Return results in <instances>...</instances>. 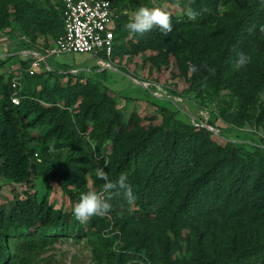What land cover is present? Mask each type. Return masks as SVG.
<instances>
[{
	"label": "trees",
	"instance_id": "16d2710c",
	"mask_svg": "<svg viewBox=\"0 0 264 264\" xmlns=\"http://www.w3.org/2000/svg\"><path fill=\"white\" fill-rule=\"evenodd\" d=\"M12 1L17 8L15 16L25 31L38 28L41 33H55V38L63 32L60 2L58 11L42 14L27 0ZM110 1L119 13L115 38L126 34L122 28L126 14L122 11L148 5V0ZM222 1L229 6L223 18L217 16V0H196L198 26L185 29V21L171 18L173 28L166 37L154 28L137 37L134 50L165 47L169 52L176 51V61L189 75V91L197 96L208 95L222 119L232 124H264V97L260 98L264 92V0ZM207 21L220 26L216 37L201 27ZM212 36L210 40L208 37ZM249 46L262 49L260 56H250L246 50ZM240 53L249 57L243 68L236 66ZM30 60L28 55L20 64L24 75L17 91L18 104L11 101L15 91L11 79L15 75L5 77L0 72V176L26 185L10 209H0V264H20L28 254L53 244L60 236L81 235L76 222L70 221L71 213L55 208L27 184L32 173L59 183L65 180L67 169L75 165L79 155V132L87 129L91 110L98 117L93 132L102 141L110 138L115 146L105 169L109 182L115 184L126 176L128 187L136 196L128 204L123 193H113L122 217L149 224L172 211H189L209 191L219 196L214 223L206 224L205 230L197 234L187 260L171 261L172 264H264L262 137L254 148L231 142L220 152L217 147L200 144L211 131L202 128L194 132L191 125L180 129L168 110L160 125L130 130L129 124L118 118H100L98 100L88 96L81 104L77 130L70 123L67 110L73 100L60 107L42 87L46 83L44 75L57 71L43 64L41 72L29 74ZM222 90L230 92V101L224 106L220 100ZM38 125L47 126L41 136L32 134ZM183 144L189 152L186 159L180 154ZM222 169L228 172L224 181L220 179ZM61 188L73 197L65 183H61ZM128 256V252H120L117 260Z\"/></svg>",
	"mask_w": 264,
	"mask_h": 264
},
{
	"label": "rangeland",
	"instance_id": "374dc122",
	"mask_svg": "<svg viewBox=\"0 0 264 264\" xmlns=\"http://www.w3.org/2000/svg\"><path fill=\"white\" fill-rule=\"evenodd\" d=\"M27 1L33 3L42 14L59 9V0ZM222 2L217 0L216 4L219 18H223L229 10V6ZM146 7L166 12L172 19L185 21V29L199 25L187 15L190 11H196V0H148ZM0 10V72L5 77L16 73L24 75L19 70L21 62L27 60L31 50L46 48L55 39V33H41L38 28L25 31L15 16L17 8L12 0H0ZM125 10L126 13H123L126 19L122 28L126 34L116 35L114 51L110 57L87 52H60L46 61L45 66L49 65L57 72L45 74L46 83L42 87L45 93L55 98L60 107H64L69 99L73 100L72 105L67 107L73 128L80 129L77 122L81 104L88 96L98 100L100 118H118L129 124L130 130L160 125L164 121V111L168 110L174 115L175 125L180 129L191 125L194 132L202 128L211 131L200 144L217 147L220 152L231 142L245 144L248 149L261 143L260 138L264 139V136L256 135L254 130H264V124L228 123L221 118L214 101L208 95L197 96L189 91V75H185L176 61V51L172 53L162 47L136 52L133 44L137 42L138 36L129 32L127 24L137 9ZM31 24L33 20L29 23L30 27ZM201 27L214 34V37L220 28L215 21H207ZM213 36L208 38L211 40ZM246 50L250 56H260L261 50H257V47L249 46ZM145 82L158 83L171 92L165 93L153 87H149V91L145 90ZM34 85L39 89L38 85ZM221 95V104L224 106L230 101L227 96L230 92L222 90ZM263 97L264 92L260 98ZM97 118L91 110L86 120L87 129L79 132V155L75 165L67 169L65 180H60L67 185L68 190H72V198L62 190L61 183L36 173H32L27 184L38 196L46 197L55 208L71 213L70 221L76 222L81 235L60 236L53 244L28 254L20 264H172L175 260H187L196 243L197 234L205 230L206 224H213L216 218L215 205L219 196L214 191L201 196L189 211H172L149 224L122 217L113 193H110L112 199L108 201L111 207L109 215L94 216L86 223L75 218L73 208L81 196L92 189L102 190L105 181L96 178L95 170L98 166L106 169L115 152L110 138L102 141L93 132ZM46 127L38 125L32 134L41 136ZM186 148L183 144V149H180L185 159L189 153L185 151ZM220 174L223 177L220 176L221 181L227 179L226 169H222ZM25 189L26 185L13 183L0 176V209H10ZM129 243L130 247L125 248ZM124 251L129 256L117 260L118 253Z\"/></svg>",
	"mask_w": 264,
	"mask_h": 264
},
{
	"label": "built area",
	"instance_id": "2783aa9c",
	"mask_svg": "<svg viewBox=\"0 0 264 264\" xmlns=\"http://www.w3.org/2000/svg\"><path fill=\"white\" fill-rule=\"evenodd\" d=\"M63 20V32L46 48L28 53L31 55L27 68L29 74L39 73L47 59L60 52L92 53L95 56L110 57L115 38V29L119 13L110 0H59ZM126 13L123 10L122 13ZM47 67V66H46ZM21 75L11 79L15 89L11 101L18 104L17 91L21 88ZM145 87H153L167 92L155 82H145Z\"/></svg>",
	"mask_w": 264,
	"mask_h": 264
},
{
	"label": "clouds",
	"instance_id": "9594fccd",
	"mask_svg": "<svg viewBox=\"0 0 264 264\" xmlns=\"http://www.w3.org/2000/svg\"><path fill=\"white\" fill-rule=\"evenodd\" d=\"M187 15L190 19L195 20L198 13L196 11H190ZM127 28L133 36L143 37L155 28L159 30L161 35L166 37L172 31L173 25L171 16L168 13L141 6L131 16ZM248 63L249 57L245 53H240L236 61V66L243 68ZM193 71H195V67H193ZM254 131H256V135L264 136V130ZM95 176L105 181L102 190L96 191L92 189L87 191L81 196L79 202L73 208L75 218L81 223L88 222L94 216L104 217L109 215L111 207L108 201L112 199L110 193H123L128 204H132L136 199L128 187V178L126 176H121L113 184L109 182V177L103 166L96 168Z\"/></svg>",
	"mask_w": 264,
	"mask_h": 264
},
{
	"label": "crops",
	"instance_id": "0c3cea01",
	"mask_svg": "<svg viewBox=\"0 0 264 264\" xmlns=\"http://www.w3.org/2000/svg\"><path fill=\"white\" fill-rule=\"evenodd\" d=\"M36 50H31L30 52H29V54L31 53V52H35Z\"/></svg>",
	"mask_w": 264,
	"mask_h": 264
}]
</instances>
